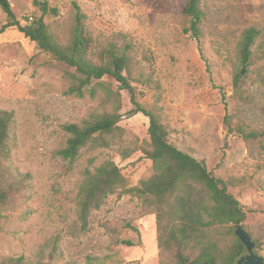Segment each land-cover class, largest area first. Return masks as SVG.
<instances>
[{
  "label": "rangeland",
  "instance_id": "374dc122",
  "mask_svg": "<svg viewBox=\"0 0 264 264\" xmlns=\"http://www.w3.org/2000/svg\"><path fill=\"white\" fill-rule=\"evenodd\" d=\"M40 1L9 3L15 18L30 24L41 15L36 4ZM47 3L57 15L47 13L43 22L63 39L70 37L79 11L94 61L110 46L128 55L124 73L137 100L150 108L159 96L160 117L174 146L203 160L217 177L241 179L228 188L245 213L233 227L238 224L248 231L254 253L264 258V150L257 142L246 143L229 133L223 121L238 109L248 122L264 129V0H201L204 32L199 41L185 31L187 0ZM6 20L0 8V26ZM247 26L259 34L244 67L238 42ZM238 70L243 75L240 100L232 85ZM66 71L74 68L40 49L17 27L0 34V108L13 113L4 165L22 179L11 206L0 214V257L24 255L47 264H84L87 255L110 254L121 257V264H171V253L159 256L155 214L144 212L140 199L129 194L110 195L90 213L86 229H80L75 196L86 167L93 169L111 159L128 185L135 186L152 173V163L139 150L121 159L116 145L84 148L72 162L57 154L65 140L63 124L107 107L101 104L99 90L95 98L65 95ZM101 80L118 90V82L110 76ZM118 91L122 139L128 145L148 142V118L142 113L130 115V95ZM121 240L137 245L126 246Z\"/></svg>",
  "mask_w": 264,
  "mask_h": 264
},
{
  "label": "trees",
  "instance_id": "16d2710c",
  "mask_svg": "<svg viewBox=\"0 0 264 264\" xmlns=\"http://www.w3.org/2000/svg\"><path fill=\"white\" fill-rule=\"evenodd\" d=\"M201 0H187L183 13L188 17L185 28L197 41L203 34L204 12ZM41 15L33 23L21 24L11 9L9 0H0V8L6 14V22L0 26V34L9 27H17L29 40L59 61L74 68L66 71L65 95L95 98L102 92L101 104L107 107L91 109L78 121L63 124V145L57 154L69 162L75 161L84 148H107L116 145L121 159L141 151L152 163V173L142 177L135 186H129L127 178L111 159L83 170L78 184L75 205L80 229L85 230L90 213L98 209L112 194H129L140 199L146 213L155 214L156 241L160 258L171 253V264H236L246 254V249L235 235L233 224L245 216L240 202L228 191L238 185L239 178L223 179L215 176L203 160L196 159L174 146L168 138L167 126L159 111V96L152 107L144 108L137 100L135 87L128 74V55L114 46L100 52L98 60L91 58V41L81 23L82 15L76 10V23L67 39L59 37L43 22L47 13L57 15V9L47 0L36 3ZM78 9V6L75 5ZM259 31L254 26L245 27L238 42L240 63H249L252 47ZM246 72V71H245ZM110 76L118 82V90L130 95L133 108L130 115L142 113L149 120V141L141 144H125L123 129L117 124L121 118L119 91L101 79ZM242 70L232 81L235 97L242 98ZM229 133H235L246 143L257 142L264 150V129L256 128L243 117L238 109L224 116ZM13 113L0 108V214L8 209L20 191V177L13 176L4 165L10 153V133ZM24 186H22L23 188ZM243 228V227H242ZM251 238V234L246 231ZM252 239V238H251ZM126 246L137 245L131 240H121ZM52 251H50L51 253ZM52 259V254L49 255ZM122 258L107 254L103 257L87 255L84 264H121ZM0 264H47L32 261L24 255L2 256Z\"/></svg>",
  "mask_w": 264,
  "mask_h": 264
},
{
  "label": "water",
  "instance_id": "95a60500",
  "mask_svg": "<svg viewBox=\"0 0 264 264\" xmlns=\"http://www.w3.org/2000/svg\"><path fill=\"white\" fill-rule=\"evenodd\" d=\"M235 235L241 241L246 249V254L241 256L236 264H264V258L254 253V242L244 228L240 225H236ZM200 264H209L208 262H202Z\"/></svg>",
  "mask_w": 264,
  "mask_h": 264
}]
</instances>
